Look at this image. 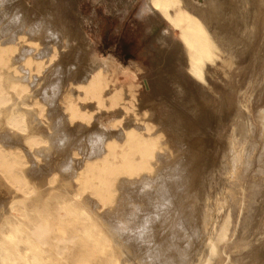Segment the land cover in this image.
Masks as SVG:
<instances>
[{"label":"rangeland","instance_id":"rangeland-1","mask_svg":"<svg viewBox=\"0 0 264 264\" xmlns=\"http://www.w3.org/2000/svg\"><path fill=\"white\" fill-rule=\"evenodd\" d=\"M217 1L179 0L213 39L211 57L202 62L198 77L189 70L188 48L179 32L149 0H0V42L8 46L18 35L33 42L22 43L0 70V91L7 99L0 107V143L24 150L30 134L47 141L34 146L35 155L30 157L34 167L33 163L18 166L28 170L27 180L34 188L27 200L29 218L4 213V204L21 194L0 173V238L13 255L20 253L25 264H32L35 254L40 264H121V251L113 244L107 224V218L117 215L115 200L98 208L94 206L97 198L87 189L83 198L89 197V201L84 203V216L81 205L72 203L71 193L80 184L84 160L95 156L96 145H102L95 141L99 137L103 141L104 134L98 133L104 129L118 139L123 126L140 129L145 122L150 133L158 135L154 150L161 155L151 158L149 176L155 180L146 184L152 191L155 187L159 191L161 184L157 187L156 181L160 175L169 173L187 177L188 183L182 184L190 188L180 187L185 191L206 192L211 187L217 193L215 199L211 198L214 229L216 233L224 226L227 229L216 242L215 255L205 264H264V0ZM54 48L56 56L51 61ZM28 56L47 63L34 80L26 75ZM93 57L113 66L102 97L108 104L109 95L118 91L120 105L99 109L93 100L84 102L92 112V126L101 125L102 131L88 135L82 127L84 130L78 129L74 136L73 126H69L68 139L58 141L59 133L49 129L55 115L60 114L61 100L78 93L73 90L74 83L86 80L93 70ZM20 81L29 85L26 90L12 89ZM38 99L53 102L49 105L58 109L50 114L46 110V117L39 115L34 104ZM12 114H22L26 131L7 124ZM119 120L120 124L114 123ZM232 135L244 145L237 164L229 153L224 155ZM73 168L77 170L73 172ZM52 172L56 175L51 181ZM167 175H162L165 183L161 180L160 188L168 193L179 190L176 184L180 182L167 181ZM137 185L129 192L151 191L145 183ZM222 185L224 189H217ZM123 191L120 188L114 193L121 198ZM183 191H177L176 197ZM137 195L135 198L140 197ZM106 209L110 213L105 214ZM36 221L48 225L49 241L41 246L26 239L30 225ZM182 227L185 225L171 226ZM17 229L23 235H15ZM61 238H71V242L57 255L52 248Z\"/></svg>","mask_w":264,"mask_h":264},{"label":"bare ground","instance_id":"bare-ground-1","mask_svg":"<svg viewBox=\"0 0 264 264\" xmlns=\"http://www.w3.org/2000/svg\"><path fill=\"white\" fill-rule=\"evenodd\" d=\"M149 1L151 6L155 10H158L164 19L179 32L181 39L188 48L189 70L194 75L201 77V64L205 59L210 58L212 53L211 43L213 42V39L207 31L206 26H204L196 16L188 13L182 8L179 5V0ZM211 1L213 2V0ZM214 2L216 3L218 1L214 0ZM210 4L213 3L210 2ZM213 5L218 6L216 4ZM220 7H222L221 4ZM170 8H173L172 13L169 12ZM221 10L218 11L221 13ZM22 43L32 44L33 42H29L28 38L20 35L16 36L14 42L8 46L7 44L0 42V70L7 66L9 55L14 54V50H16ZM37 45V43H34V46ZM55 56L56 48L53 49V54L50 56L49 60L52 61ZM46 64L47 63L41 60H35L34 57L28 56L24 63V66L27 68L26 75L34 80L36 75L43 72L44 68H46ZM90 66H92L93 70L87 75L86 80L79 84L74 83L75 87L73 90L78 93H76L75 96L71 94V97L66 100H61V107H59L61 108V111L58 110L60 111V114L57 113L55 115L57 116L56 121L54 124L52 123L53 125L51 127L53 128L50 127L49 129L50 131L53 129V132L56 130V133H59L58 137H56L58 138V141L61 140L62 142L63 140L64 142L67 136H70L67 133L69 126H73V129H71L72 134L77 132L78 129L80 130L82 127L85 129V134L88 135H95L96 132L103 129L101 128V125H98L96 128L92 126L91 121L93 115L87 108L88 105L85 104L86 102L93 100L98 107L101 106V108L103 105H109L107 109H115L120 105V93L118 91H113L109 95L107 101L110 102L108 104L105 103L106 99L104 100L102 97L103 90L108 88V72L113 66L104 61H99L96 57L90 59ZM15 72H20V70H15ZM26 85L22 84L20 81L15 82L11 87L12 89L21 88L22 90H26L27 86H29ZM42 99L35 100L34 102L38 107L39 115H44L46 117V110H48V114L56 112L58 106L55 108L56 106H51L53 102L48 103ZM6 103L7 99L4 92L0 91V107L6 105ZM123 107L127 108L128 106L124 105ZM101 108L99 107V109ZM241 112L243 111H239V113ZM240 119L241 121L244 119L242 115ZM6 120L7 124L10 126L20 128L22 131L27 130L23 124L22 114H12ZM114 123L120 124L121 121H115ZM148 126L149 125L145 124V122L140 129L138 127L123 126L122 130H120L122 134L119 133V137L122 135L121 138H118L117 136L119 140L114 138V136H116L115 134H110L103 129V132L98 133L99 135L102 133L104 134V137L101 135L103 137L102 142V138L98 135L97 137H99L100 140H95L96 136L92 139L99 141L102 145H98L97 143L99 142H97L96 147L98 150L95 148L97 154L91 159H87V157L84 160L83 175L79 176L80 184L78 188L71 193L72 203L80 204L81 213L85 216L87 214L84 203L86 200L89 201V197H85L84 199L83 196L85 192H87V189L90 190L91 195L97 198L94 206L98 208L115 200L118 206L116 209L117 215L115 213L116 217H109L108 215L109 218H107L106 215L105 217L108 220L107 224L111 236H113V244L115 245L116 243L121 251V264H205V260L207 261L215 255L216 242L224 237L227 229L226 226H224L218 231V233H216V230L214 229L213 204L211 198L215 199L217 193L211 190V187L207 188L206 192L199 191L197 193L194 190V192L192 190L185 191V188H190L186 181L187 177L177 178L174 177V175H169V173L168 175L165 174L167 175L166 178L168 177V180L165 179L167 181L173 179L176 183L180 182L179 185L176 184V186L179 188V190H177L178 192L181 189L184 190L180 195L182 198L180 196L176 197V195H179L177 191H171V193H168L167 190L164 191V189H162V183H165V180L163 179L165 176L164 174H162L163 177L158 173V175H156L162 177V179L160 177V180L156 181L159 183L158 185L156 183L157 187L161 184V186L158 187L159 191L162 190L159 192L154 186L155 183H153V186L156 188L154 189L157 192L154 189L152 191L146 184H149L150 180L153 178L149 176L152 171L151 158L156 157L160 153H155L154 150V147L156 146V137H158V135L150 133V128ZM49 134L51 133L49 132ZM7 138L10 139L9 135H7ZM53 138L55 139V137ZM46 142L47 141L43 138L30 134L26 138L27 147L24 150H20L17 146L7 147L5 144H1L2 142L0 143V173L10 186L21 194L15 200L6 202V205L4 204V207L7 206L5 210L3 207V210L5 211L4 213L23 219L29 218L31 209L27 207V200L32 195L34 188L29 180H27L25 171L28 172V170L21 169L18 166L25 163L31 164L32 166L33 163L34 167V162H31L30 158L35 155L33 148L35 145ZM92 144L94 145L95 143ZM95 152H93V154ZM73 153L75 154V152ZM227 153L230 154V158L235 164L238 163L240 154H244L243 142H240L237 136L232 135L229 137L228 147L224 152V155H227ZM262 154H264V148ZM118 155H121L122 158L118 159ZM35 158L38 159L36 156ZM69 159H71V157ZM67 162H69L68 159ZM35 166L38 165L35 164ZM76 168H73V172L78 169ZM219 169L223 172L225 171L223 167H219ZM14 172L16 174H12ZM50 175L52 181L56 173L52 172ZM158 179L159 177L157 180ZM115 180L116 183L114 182ZM153 180L155 179L153 178ZM161 180H163L162 183ZM184 181L187 182H185L186 186L185 184H182ZM140 183H145V186H148L147 189H150L151 191L145 189V191H143L140 189L141 191L139 190L135 192L133 188L134 191L129 192V189L136 187V184H139L137 186L141 187ZM169 184H171V180ZM166 185H168V183ZM172 185H174V182ZM181 186L185 188H180ZM168 187L166 186V189ZM120 188L125 190L120 193L122 194L121 198L120 195L118 196V194L116 195L114 193ZM137 188L139 189V187ZM224 188L225 185H222L217 189L221 190ZM171 189L174 190L175 188ZM171 189L169 188V190ZM175 192L178 194H175ZM134 194H139L137 196L140 197L135 198ZM115 196H117V198ZM258 202L260 203L261 201ZM258 207H260V205H258ZM106 210L105 214L110 213V210ZM257 211L258 208H256V213L255 210L254 213L252 212L254 217L256 216ZM59 215L63 216L64 213H59ZM178 224L185 225V227L178 229L171 228V226H178ZM182 231L183 233H181ZM17 234L23 235L22 231L19 229L15 231V235ZM47 234L48 225H41V223L36 221L30 225L29 231L26 234L29 237L26 239L29 238L28 241L30 240V242L28 243L30 244L32 243V240L37 246H41L48 243L49 240ZM181 241H183L184 244H181ZM5 242V240L0 238V264H25L20 258L22 255L20 253L13 255L7 249ZM68 242H71V238L57 239V244H55L52 249L58 255L61 253L60 249L65 248ZM109 251H112L111 248ZM250 254L255 257L254 253ZM31 262L32 264H40L39 256L37 254L33 255L31 257Z\"/></svg>","mask_w":264,"mask_h":264},{"label":"trees","instance_id":"trees-1","mask_svg":"<svg viewBox=\"0 0 264 264\" xmlns=\"http://www.w3.org/2000/svg\"><path fill=\"white\" fill-rule=\"evenodd\" d=\"M128 58H130V57H125V60L128 59Z\"/></svg>","mask_w":264,"mask_h":264}]
</instances>
